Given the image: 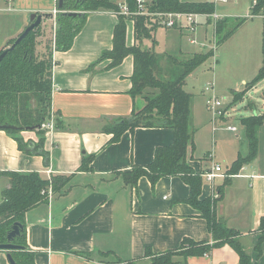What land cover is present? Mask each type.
<instances>
[{
  "label": "crops",
  "instance_id": "1",
  "mask_svg": "<svg viewBox=\"0 0 264 264\" xmlns=\"http://www.w3.org/2000/svg\"><path fill=\"white\" fill-rule=\"evenodd\" d=\"M54 11L60 13L57 0H0V51L25 29L30 14H53ZM85 15V22L70 49L56 51L54 36L51 39L50 110L55 119L52 130L44 132L43 146L48 163H44L39 154L20 151L16 141L0 130V173L37 172L46 179L52 175L71 176L68 184L48 203L24 215L25 239L34 254V264H110L114 261L109 260L110 256L101 259L99 252H111L124 261L148 264L150 258L143 257L146 249L153 254L175 250L184 238L211 242L206 221L185 202L189 189L180 178H161L152 189L149 181L142 177L135 194L118 176L130 171L132 166L149 164L157 147L172 143L173 131L137 128L133 132L125 131L116 142H109L112 136L102 133L103 126L129 118L133 107H138L142 101L132 100L129 94L134 69L131 55L114 68L106 69L108 60L90 68L103 51L112 48L117 16L103 10ZM259 15L264 16V8ZM55 17L47 18L51 25ZM125 21V41L127 46H133V22ZM184 34L175 29L156 28L152 33L154 52L174 56L201 52L183 50ZM143 44L151 47L150 41ZM245 81L242 78L239 83L245 86ZM262 82L264 87V79ZM191 113L193 121V110ZM211 118L213 143L217 150L220 147L219 150L230 152V157L226 156L228 160H224L227 166L223 169L212 154L204 156L203 160L194 157L197 128L193 132V149L188 148L187 152L188 165L202 175L212 165L221 167L224 176L213 183L202 177L201 199L215 202L217 218L240 232L245 252L256 264H264V243L260 256L257 257L254 250L260 237V219L264 217V123L257 132L258 150L254 160L237 174L227 177L226 171L237 157L247 154V140L242 143L237 135L229 142L215 138L217 131L227 130L219 129L216 124L213 131ZM227 120L225 117L220 121ZM242 129L244 131L243 126ZM20 135L33 144L39 139L35 131H23ZM235 142H240L245 152L236 149ZM90 155H93L91 171L79 172L82 158ZM226 177L228 182L224 185ZM8 187L9 178L0 174V202L2 192ZM218 188L222 191L220 194ZM79 253H90L91 258L86 259ZM174 261L176 264L238 263L236 254L228 246L213 249L201 257H176ZM0 264H9L2 251Z\"/></svg>",
  "mask_w": 264,
  "mask_h": 264
},
{
  "label": "trees",
  "instance_id": "2",
  "mask_svg": "<svg viewBox=\"0 0 264 264\" xmlns=\"http://www.w3.org/2000/svg\"><path fill=\"white\" fill-rule=\"evenodd\" d=\"M74 0H64L60 13L55 17L54 49L67 51L72 46L75 36L81 30L86 15L69 17L61 11L68 12L76 8L94 11H117L119 4H126L129 10H134L136 0H85L82 4L73 5ZM251 6V16H255L264 8V0H254ZM146 8L150 12L168 13H203L212 14L214 4L211 2L185 3L180 0H147ZM118 22L113 29L112 48L103 51L93 65L108 60L106 69L118 66L122 60L131 55L134 61L133 74L130 78L129 94L132 100L141 99V108L133 107L129 118L119 120L103 126L102 133L110 134L109 142H116L125 131L133 132L137 128H168L173 131V141L170 145L157 147L154 150L153 160L145 166H132L130 171L118 173L124 184L132 188L136 194L137 182L145 177L153 189L157 182L164 177H178L188 186L189 195L185 200L191 207L200 213L206 221L209 241H193L182 239L175 250L153 254L145 250L144 258L149 257L148 264H176V257H201L208 255L213 249L223 246L230 247L237 256V264H256L245 252L240 243L241 233L227 227L215 214V202L209 198L201 199L202 174L196 173L187 162L188 148L193 149V132L190 129L191 95L183 89L185 79L200 65L211 57L210 51H201L189 56L157 54L153 50L154 40L152 33L159 27L153 17L135 16L132 19L135 43L127 46L125 41L126 18L117 16ZM227 19L216 24L217 33L222 30ZM246 19L241 21V24ZM37 28L29 34L0 62V126L11 125L15 130H3L17 143L20 151L30 154H39L44 163H48V155L44 151V131L37 126L48 118L50 114L52 92V57L51 50L43 55L38 49ZM11 39L0 53L9 47L15 40ZM150 41L151 47H142L143 41ZM219 41H217L218 45ZM262 66L253 80L245 84L251 90L258 82L264 79V39L262 47ZM239 95L233 93V99ZM239 99V98H238ZM34 102V105L32 104ZM120 121H123L120 124ZM248 144V152L244 157L238 156L226 171L231 177L245 165L254 160L258 150L257 132L264 123V113L241 118ZM57 119L55 125L58 126ZM35 131L39 136L37 144L23 143L19 134L23 131ZM93 155L83 157L78 168L79 172L91 171L90 163ZM9 178V187L2 192L0 202V244L6 243V234L14 222H20L23 230L13 244L23 247V250L11 251L15 264H34V254L28 247L25 239L24 215L40 205L49 202L50 198L64 188L71 176L52 175L49 179L37 172L0 173ZM226 177V178H227ZM228 182L226 179L224 185ZM219 194L222 192L218 188ZM260 237L255 245L257 257L261 255L264 243V217L260 219ZM80 256L90 259V253H79ZM114 255L111 252H99L101 259ZM110 264H139L138 260L124 261L114 256ZM109 264V263H107Z\"/></svg>",
  "mask_w": 264,
  "mask_h": 264
},
{
  "label": "rangeland",
  "instance_id": "3",
  "mask_svg": "<svg viewBox=\"0 0 264 264\" xmlns=\"http://www.w3.org/2000/svg\"><path fill=\"white\" fill-rule=\"evenodd\" d=\"M180 1L185 3L211 2L214 4V14L220 17L221 20L227 19L224 27L218 33L217 31L214 32L212 26L213 22L208 18L206 20L207 24L201 22L202 25L196 26L193 33H185L183 36L185 38L183 50L189 52L192 50L209 51L208 41H211L213 36L219 41L215 52V58H213L214 55L212 58H208L190 74L185 79L183 89L186 93L191 95L190 109L194 112L193 121L192 113H190V129H198L194 137L196 145L194 157H200L201 160H203L204 156L212 154L214 158L218 160L219 165L224 169L225 166H227V162L224 160H228L227 158L230 157V152L226 153V150H219L220 147H218L217 150L216 144L213 143L214 138L212 140V133L210 131L211 112L206 108L205 102L210 94H213L223 106L226 107L228 120L225 123L219 121L217 123L219 129L231 125L236 128V133L223 130L217 131L215 133V138H220L225 142H229L233 140V137H235L234 135H237L241 142L244 143V141H246L245 133L239 120L243 117L246 118L264 113L263 82H258L259 84L251 90H247L246 86L239 83L242 78H245V83L251 82L262 66L264 18L261 15L258 16V14L262 13V10L254 14L255 16H251L250 5L252 0H227L226 3H219L214 0ZM68 12L77 13L79 14L78 17H81L89 11L76 8ZM243 19L246 20L241 24ZM127 20L132 21V19ZM54 30L55 21L53 25H51V22L49 23L47 18H44L37 27V37H39L37 38L39 41L38 49L41 55L48 50L52 52L51 39L52 36H54ZM190 40H194L195 44L191 45ZM203 46L206 47L203 48ZM142 47H144L143 42ZM210 84L213 86L212 93L204 90V87ZM233 93L239 95V99L236 97L233 99ZM139 100L141 103L140 98ZM32 104L34 105V102H32ZM142 104L143 102L139 104L137 108H141ZM54 119L55 116L50 111L48 118L43 122L54 121ZM19 137L23 143L28 142V140L25 141L24 136L22 137L19 134ZM232 144H234V142ZM240 144V142H235L236 149L240 148L243 153L245 151ZM114 256L115 255L110 256L109 260H114ZM103 258L106 259L107 257Z\"/></svg>",
  "mask_w": 264,
  "mask_h": 264
},
{
  "label": "built area",
  "instance_id": "4",
  "mask_svg": "<svg viewBox=\"0 0 264 264\" xmlns=\"http://www.w3.org/2000/svg\"><path fill=\"white\" fill-rule=\"evenodd\" d=\"M219 3H226L227 0H214ZM147 0H136L135 9L129 10L126 4H119L117 11H111L112 14L118 16L121 15L126 19H133L135 16H144V17H153L157 22L159 27L164 29H176L180 32L193 33L196 26L202 25L201 22H205L210 18L213 22L214 32L216 31V24L221 21V18L214 14H203V13H185V12H168V13H159V12H150L146 8ZM254 3V2H253ZM58 12L54 11L53 16ZM264 18V16L262 15ZM191 44H195L194 40H190ZM209 51L211 52V58H215V52L217 50V39L213 36L211 41H208ZM207 46V45H206ZM206 46H203L206 47ZM206 92L212 93L213 86L210 84L207 87H204ZM205 106L208 111L211 112V122L212 129L215 131L216 124L221 120V118L227 117V109L223 104L217 99L216 96L210 94L209 98L205 102ZM53 121L44 122L41 124V129L43 131H51L53 128ZM225 129L229 132H236V128L233 126H227ZM222 169L219 165H212V167L203 173L202 177L208 183H213V181L218 177H223ZM165 199V197H164Z\"/></svg>",
  "mask_w": 264,
  "mask_h": 264
},
{
  "label": "water",
  "instance_id": "5",
  "mask_svg": "<svg viewBox=\"0 0 264 264\" xmlns=\"http://www.w3.org/2000/svg\"><path fill=\"white\" fill-rule=\"evenodd\" d=\"M63 2H64V0H57L58 10L62 9ZM61 14L67 15L69 17H78L79 16V14H77V13L64 12V11H61ZM52 17H53V14H36V13L30 14L28 17V25L25 27V29L16 37L14 42L9 47L4 49L0 53V62L5 55H7L12 50H14V48L29 34V32H31L32 30L37 28L41 24V22L44 18H52ZM122 123H123V121H120V124H122ZM37 128L39 129L40 126L38 125ZM0 129L15 130V129H17V127H14L11 125H3V126H0ZM22 230H23V227H22L21 223L20 222H14L11 225L10 230L6 234V243L0 244V251L6 253V259H7L9 264H15L12 257H11V254H10L11 251L23 250L22 246L13 244V241L15 240V238H17L21 235Z\"/></svg>",
  "mask_w": 264,
  "mask_h": 264
},
{
  "label": "flooded vegetation",
  "instance_id": "6",
  "mask_svg": "<svg viewBox=\"0 0 264 264\" xmlns=\"http://www.w3.org/2000/svg\"><path fill=\"white\" fill-rule=\"evenodd\" d=\"M85 0H74L73 5L82 4Z\"/></svg>",
  "mask_w": 264,
  "mask_h": 264
}]
</instances>
